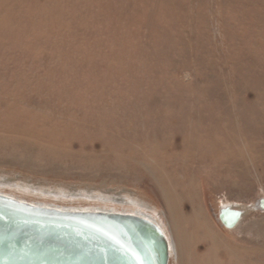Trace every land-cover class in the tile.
Instances as JSON below:
<instances>
[{
	"label": "rangeland",
	"instance_id": "rangeland-1",
	"mask_svg": "<svg viewBox=\"0 0 264 264\" xmlns=\"http://www.w3.org/2000/svg\"><path fill=\"white\" fill-rule=\"evenodd\" d=\"M0 191L137 202L170 264H264V0H0Z\"/></svg>",
	"mask_w": 264,
	"mask_h": 264
},
{
	"label": "water",
	"instance_id": "water-1",
	"mask_svg": "<svg viewBox=\"0 0 264 264\" xmlns=\"http://www.w3.org/2000/svg\"><path fill=\"white\" fill-rule=\"evenodd\" d=\"M257 208L264 210V197ZM243 212L221 207L234 228ZM169 245L155 222L134 214L62 210L0 193V264H167Z\"/></svg>",
	"mask_w": 264,
	"mask_h": 264
},
{
	"label": "bare ground",
	"instance_id": "bare-ground-1",
	"mask_svg": "<svg viewBox=\"0 0 264 264\" xmlns=\"http://www.w3.org/2000/svg\"><path fill=\"white\" fill-rule=\"evenodd\" d=\"M0 193L1 194H5V195L10 196V197H13V198H16V199H18L20 201L29 202V203H32L34 205H40V206H44V207H53V208H58V209H62V210H86V211L91 210V211H103V212H117V213H124V214H128L129 213V214H134V215H137V216H140V217L147 218V219L155 222L157 225H159L160 228L162 229L163 233L165 234V236L167 238L168 245H169V259H168V263L167 264L171 263V260H172L171 257L173 255V250H174V245L172 243V241H173L172 238L173 237L169 233L171 230L169 229V227L167 228V226H165L164 224L161 225V223H159L155 219V217H153L151 214L147 213L146 211H143L142 208H145V207L139 205L137 202L135 203L137 205V207L121 206L122 208H118V209H120V211H118V210H115L116 209L115 207L107 208L105 206L103 208H98V207H94L95 205L92 206V207L91 206L90 207H69V206H63V205L61 206V205H57V204H55L53 202L35 201V200H31V199L27 200V199H24V198L15 197V196L11 195L10 193H3L1 191H0ZM119 201L122 202V200H119ZM128 202L134 203L133 200H129ZM226 206H231L232 208H235L232 205H226ZM245 207L246 206H243L242 208H235V209H238V210L243 212Z\"/></svg>",
	"mask_w": 264,
	"mask_h": 264
}]
</instances>
